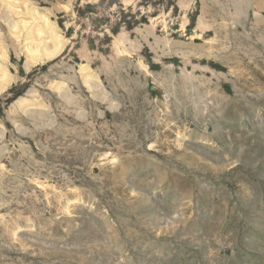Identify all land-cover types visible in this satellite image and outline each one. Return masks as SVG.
Listing matches in <instances>:
<instances>
[{"label": "rangeland", "instance_id": "rangeland-1", "mask_svg": "<svg viewBox=\"0 0 264 264\" xmlns=\"http://www.w3.org/2000/svg\"><path fill=\"white\" fill-rule=\"evenodd\" d=\"M0 84V264H264V0H0Z\"/></svg>", "mask_w": 264, "mask_h": 264}, {"label": "bare ground", "instance_id": "bare-ground-1", "mask_svg": "<svg viewBox=\"0 0 264 264\" xmlns=\"http://www.w3.org/2000/svg\"><path fill=\"white\" fill-rule=\"evenodd\" d=\"M44 18V17H43ZM40 19H41V17H40ZM45 20V19H44ZM43 20V21H44ZM47 21V20H46ZM45 23H47V22H45ZM44 22H43V24H45ZM24 24V23H23ZM42 24V25H43ZM25 25V24H24ZM14 26H16V25H14ZM18 26V25H17ZM16 26V27H17ZM45 25H43V27H44ZM49 26V25H48ZM15 27V28H16ZM40 27V26H39ZM39 27H37V28H39ZM42 27V26H41ZM39 28V29H36V32L34 31L33 32V34H35V36L33 37V36H29L30 35V33H29V35H28V33L26 34V39L27 38H31L32 40L35 38V39H37V42H36V44L33 46V47H30V46H27L26 47V52H27V66L30 64V63H34V62H36V61H39V60H41V59H45V57L46 58H48L49 56H51V55H54L55 54V52H57L58 50H60L59 48V45H58V43H57V45L55 44V46L56 47H54L55 49H50L49 47H47V45H46V43L44 42V40H43V35H45L47 32L43 29V27L42 28ZM14 28V27H13ZM45 28H46V26H45ZM16 29H18V28H16ZM16 29H14V31H16ZM34 30V29H33ZM53 30V29H52ZM49 32V31H48ZM50 32H51V30H50ZM49 32V33H50ZM32 33V32H31ZM32 34V35H33ZM50 34H52V32L50 33ZM19 36V35H18ZM49 37H50V39L51 40H54V37L56 36V35H54L53 36V38H52V35H48ZM25 37V36H24ZM57 38V37H56ZM55 41H56V39H55ZM54 41V42H55ZM31 43V42H30ZM41 43H43V45H42V47H41V45H39V44H41ZM56 43V42H55ZM61 46V45H60ZM4 77V76H3ZM5 79H7L6 77H5ZM5 81V80H4ZM3 81V82H4ZM1 82H2V80H1ZM2 82V83H3ZM8 82H9V80H8ZM6 83V82H5ZM4 87L5 88V86H3V85H1L0 84V88H2V87ZM3 88V89H4Z\"/></svg>", "mask_w": 264, "mask_h": 264}, {"label": "trees", "instance_id": "trees-1", "mask_svg": "<svg viewBox=\"0 0 264 264\" xmlns=\"http://www.w3.org/2000/svg\"><path fill=\"white\" fill-rule=\"evenodd\" d=\"M16 94H18V93H16ZM17 96V95H16Z\"/></svg>", "mask_w": 264, "mask_h": 264}]
</instances>
